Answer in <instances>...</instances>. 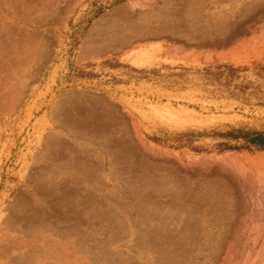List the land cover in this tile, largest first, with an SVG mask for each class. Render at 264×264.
<instances>
[{
	"label": "rangeland",
	"instance_id": "rangeland-1",
	"mask_svg": "<svg viewBox=\"0 0 264 264\" xmlns=\"http://www.w3.org/2000/svg\"><path fill=\"white\" fill-rule=\"evenodd\" d=\"M10 3L0 264H264V0Z\"/></svg>",
	"mask_w": 264,
	"mask_h": 264
},
{
	"label": "bare ground",
	"instance_id": "bare-ground-1",
	"mask_svg": "<svg viewBox=\"0 0 264 264\" xmlns=\"http://www.w3.org/2000/svg\"><path fill=\"white\" fill-rule=\"evenodd\" d=\"M10 1L11 0H0V2H1V6L3 7V9H1L0 8V15L2 16H0V123H1V117H2V115H4V114H7L6 112H8V106L10 105L9 104V102L11 101V99L14 97V95L16 94V92H19V91H17V90H20V87H21V83H22V81H21V76L23 75L24 77L27 75V74H23L24 72L26 73L28 70H25V69H27V67L25 66V64L28 66V64H27V61L29 62H32L33 60L32 59H34V58H36V56L38 55V54H40V53H38V51H37V48H38V46L37 45H39L38 43V41H36V40H34L33 38H31L32 40H34V42H37V44L36 43H32V40H31V42H29V43H32L33 45H31V46H26L27 48L26 49H23L22 51H24L23 52V54L25 55L23 58L21 57L23 54H21L22 52H21V48H23L24 46H22L23 44H25V43H21V41L22 40H25V38L27 37L28 38V30H29V34H30V32H31V30H33L34 28H32L31 29V27L27 30V31H25V29H24V31L26 32V34L24 35V39H21V37H22V35H21V28H22V30H23V27H21V22H18L19 21V19H21V18H18L17 20H16V17L17 16H15L14 18H12V19H10V21L12 20L14 23L12 24L11 23V25L13 26V25H17V27H15V26H13V28H11V26H10V22H9V16H7L8 14H9V7H10V5H11V3H10ZM25 1V0H24ZM42 1H44V0H42ZM21 2H22V0H21ZM34 2V1H33ZM32 2V3H33ZM49 2H51V1H49ZM24 3H27V1L26 2H23V5H24ZM31 3V4H32ZM43 3V2H42ZM42 3H41V5H42ZM22 4V3H21ZM37 5H38V3H36ZM26 6L28 5V4H25ZM31 6H33L32 7V9L34 8L35 9V7H36V9H38L39 8V12L40 11H43V9L41 10L40 9V6L38 7V6H34V3L31 5ZM45 6V5H44ZM43 6V7H44ZM25 7V6H24ZM28 7H30V5L29 6H27V8ZM22 8H23V6H22ZM23 9H25V8H23ZM46 9V8H45ZM25 10H27V9H25ZM29 10H31V9H28V12H29ZM45 11V10H44ZM46 11H48V10H46ZM45 11V12H46ZM28 12L26 13V14H28ZM31 12H32V10H31ZM39 12H38V14H39ZM44 12V13H45ZM20 14V13H19ZM35 15L36 14V16L38 15L37 13H36V11H35V13H34V11L30 14V15ZM41 15L43 14L42 12L40 13ZM39 14V15H40ZM29 15V16H30ZM32 15V16H33ZM38 15V16H39ZM31 16V17H32ZM19 17V16H18ZM36 17H34L33 19H35ZM41 18V17H40ZM32 19V20H33ZM39 19V18H38ZM37 19V20H38ZM22 20V19H21ZM25 20V19H24ZM26 21V20H25ZM34 21V20H33ZM33 21H32V23H31V21H30V23L33 25ZM28 22V21H27ZM26 22V23H27ZM35 22V21H34ZM41 22V21H40ZM36 23V22H35ZM37 23H39V22H37ZM31 24H30V26H31ZM27 25H25V22H24V27H26ZM37 26H39V24L37 25ZM16 29H17V31L18 32H16ZM31 29V30H30ZM10 32H9V31ZM45 30V29H44ZM23 31V33H25ZM34 31H35V29H34ZM34 31H32L33 33H34ZM10 33L9 35L8 34H3V33ZM37 35H39L38 33H36ZM6 36V37H5ZM27 40H30V38L29 39H26V41ZM26 41H23V42H26ZM28 42V41H27ZM26 42V43H27ZM29 43L28 44H25V45H29ZM35 44H36V46H35ZM41 47V46H40ZM43 47V46H42ZM41 50H43V49H41ZM26 53V54H25ZM22 59V60H21ZM32 60V61H31ZM23 66H22V65ZM23 67V68H22ZM25 67V68H24ZM24 70V71H23ZM30 70V69H29ZM23 71V72H22ZM21 72H22V74H21ZM30 72V71H29ZM28 72V73H29ZM33 74V73H32ZM26 83V82H25ZM15 101V100H14ZM13 102V101H12ZM7 108V109H6ZM7 111H6V110Z\"/></svg>",
	"mask_w": 264,
	"mask_h": 264
},
{
	"label": "trees",
	"instance_id": "trees-1",
	"mask_svg": "<svg viewBox=\"0 0 264 264\" xmlns=\"http://www.w3.org/2000/svg\"><path fill=\"white\" fill-rule=\"evenodd\" d=\"M252 142L257 144L260 147H264V135H256L251 138Z\"/></svg>",
	"mask_w": 264,
	"mask_h": 264
}]
</instances>
